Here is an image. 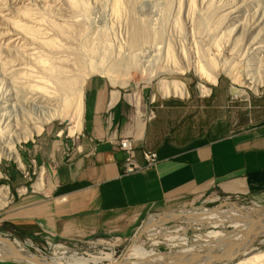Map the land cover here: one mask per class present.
I'll return each mask as SVG.
<instances>
[{"label":"rangeland","instance_id":"374dc122","mask_svg":"<svg viewBox=\"0 0 264 264\" xmlns=\"http://www.w3.org/2000/svg\"><path fill=\"white\" fill-rule=\"evenodd\" d=\"M82 1H85L84 4H81L83 3ZM113 1L77 0V5L80 8L78 6L75 9L73 7L70 8V5L68 6V0H0V112L7 113L6 115L10 116V118L20 117L24 121L26 119L29 121V117L30 119L36 117L39 114L40 103L34 97H38L39 93L32 92L27 87V85L30 86L36 83L39 80L37 77H40V67L39 65L37 66L35 60L40 57L44 60L49 57L57 59L59 55L60 57L62 55V58H65L66 55L69 58L68 61L71 58L74 60L79 57L80 61L83 60V62L86 61L87 63L98 61L102 56L108 61H115L119 56H125L123 58L125 59L128 55L129 57L134 55V60L140 61L139 63L146 67L144 72L133 69L132 77L124 91L128 100L135 101L139 99L141 115L139 116L140 118L136 119H141L142 121L145 119L147 111L151 109L154 112V118L151 119L152 122L168 126V129L174 127L173 129H178L188 136H193L203 129L208 119L213 116L211 112L214 111L212 110L213 106L221 105L223 107L230 102L240 101V99L264 97V83L258 89V92L255 93L251 89L252 83L246 76V71L252 74H259L264 71V0H120V9L118 8L117 14H111ZM85 7L88 12L85 11ZM20 11L29 13L26 21L21 17ZM8 18L21 23L25 22L28 25L31 24L30 26L34 25L42 29V32L44 30L43 33L45 34L43 36H47L50 39L53 38L55 41L54 46L57 48L54 49L53 47L51 49L53 51H51L50 48H45L37 41L35 43V41L21 37L20 34H15V31H12L9 27ZM53 24L58 27L61 26L60 28L63 31L65 30L66 34L63 33L61 35L57 31L54 34ZM142 24L147 34L146 37L144 36L145 38L141 39L145 40L141 41L140 39V42L137 43L138 46H130V44H127L129 43L130 34L135 26ZM146 40L148 41L146 42ZM101 42L102 45H100ZM81 48L82 51H80ZM167 52L170 53L169 56L171 58ZM67 58L65 59L67 60ZM73 60L71 59L70 61L73 62ZM210 60L218 68H221L222 65H224L222 68L231 66L232 68L230 67V69L234 70L235 78L232 79L219 72L217 85L212 86L205 81H200L192 69L178 73L170 72L174 66L175 68L178 66L185 67L187 63L197 61L207 66ZM175 71L177 72V70ZM13 72L17 75L15 76ZM155 72L159 74H157L158 78L153 77L149 83L148 78L151 73L154 75ZM12 74L16 79L12 77ZM30 74L35 75L32 76ZM29 75L30 77L27 79ZM30 78L33 79L30 81ZM162 78L183 82L187 87L188 97L161 96L157 91V82ZM117 79L125 82V79L123 77L120 78V75L117 76ZM235 79L237 82L234 81ZM32 82L33 84H31ZM38 83L37 85H40ZM198 83L204 84L210 89V92L201 94L197 88ZM17 84L18 86L15 87ZM230 87L243 90L246 95H232L229 93ZM131 105V116L135 118L136 109L133 104ZM67 128V121L55 120L45 125L42 133L34 136L32 140L17 144L16 149L24 165L23 169L18 168L12 161L0 160V187H7L9 191V202L0 209V218L17 199L18 195H24L31 191L40 192L31 186L43 169L44 188L50 187V177L54 169V163H49L45 160V146L42 140L47 137L59 139L64 144L67 143L72 149L78 143L75 138L77 134L70 137ZM60 131L61 134H59ZM23 188L25 191H22ZM196 207H199L196 212L201 214H206L215 209L225 210L236 207H262L264 209V199L240 197L238 200L225 201L222 196L210 195L206 196ZM193 212L195 211L188 209L182 213H167L156 219L151 218L147 222L145 219L144 228L140 229L136 234L140 238L139 244L147 251L153 249L154 252H170L174 254L181 252L186 247L205 246L213 243L214 239L204 238L207 232L223 231L228 234L233 231L230 227L222 226H190L174 242L177 245L171 244L162 236L154 238V241L158 244H154L151 239L145 237V232L150 230H178L181 233L180 227H186L187 224L185 216L187 217ZM7 230L8 226L0 221V235L2 238H7L3 234H9L10 237L7 239L10 241L16 239L26 250L45 259L59 256L55 247L63 246L67 249L65 250L67 252L64 255L65 257L71 255L99 256L102 253H110L114 259L120 260L125 257L128 248L131 246V243L128 244L124 241L117 242L113 246V241L108 238L92 239L77 246L72 245V243L50 239V244L47 245L44 239L25 238L14 235ZM182 242L184 244H181ZM25 243L29 247H26ZM213 245H215L213 250L217 251L219 248L217 246L219 245ZM247 251V255L238 254L233 257H226L212 264H237L240 260H247L253 254L264 251V235L252 241ZM0 264L15 263L0 262Z\"/></svg>","mask_w":264,"mask_h":264},{"label":"crops","instance_id":"0c3cea01","mask_svg":"<svg viewBox=\"0 0 264 264\" xmlns=\"http://www.w3.org/2000/svg\"><path fill=\"white\" fill-rule=\"evenodd\" d=\"M126 87L97 75L86 80L78 133L93 143L79 141L65 161L61 140H42L54 163L50 187L18 195L0 218L7 231L65 243L125 240L150 213L187 210L206 196L264 199V97L213 106L203 129L188 136L132 117L138 99L128 100ZM121 137L133 140L140 164L143 149L156 152L158 163L122 174Z\"/></svg>","mask_w":264,"mask_h":264},{"label":"bare ground","instance_id":"6f19581e","mask_svg":"<svg viewBox=\"0 0 264 264\" xmlns=\"http://www.w3.org/2000/svg\"><path fill=\"white\" fill-rule=\"evenodd\" d=\"M68 1H69L68 6L70 5L69 6L70 8L71 7L75 8V7L79 6V5H77V0H68ZM79 2H81V1H79ZM82 2L83 3H81V4H84L85 1H82ZM113 2H114L113 5L111 4V7H112L111 8V11H112L111 14H117L118 10L120 9L119 8V2L121 4V1L120 0H114ZM78 8H80V6ZM82 9H83V7H82ZM92 9H91V11H93ZM72 10H74V9H72ZM86 10H87V8L85 9V11ZM86 12H88V11H86ZM21 14H19V15H21V17L23 19H25V21H26V19L29 17V15H27V14H29V13H27V12L22 13L21 12ZM84 15H86V14H84ZM2 17H4V16H2ZM30 17H31V15H30ZM8 19H6V20H8L9 27L12 31H15L14 32L15 34H20L21 37L23 36L24 38H27L28 40L35 41V43L37 41V42H39V44L45 46V48L46 47H48L47 49L50 48V50L53 47H54V49L57 48L54 46L55 41L53 40V38L50 39L47 36H45V37L43 36V34H45V33H43L44 30L42 32V29L35 27L33 24H32L33 26H30L31 24L28 25L25 22L21 23L20 21H14L12 19L10 20V18H8ZM83 21H84V19H83ZM53 22L55 23L54 20H53ZM55 25L53 24L54 34L56 31L61 33V35L63 33H65L64 32L65 30L63 31L60 28L61 26L58 27ZM137 26H135V28L132 31V33L130 34V36L128 35L130 38H129V43H127V44H130V46L131 45L138 46L137 43L140 42V39L146 37L147 33H146V30L143 28V24L139 25L138 27ZM72 28H73V26H72ZM102 28H104V27H102ZM150 30H151V28H150ZM65 34H64V37H65ZM61 35H60V37H61ZM10 37H12V36H10ZM64 37H63V39H64ZM55 39H57V38H55ZM78 39H80V38H78ZM10 40H11V38H10ZM142 40L143 39H141V41ZM147 41L148 40H146V42ZM79 42H80V40H79ZM141 43H139V44H141ZM24 45H25V43H24ZM100 45H102V42ZM113 46H114V44H113ZM130 46H129V48H130ZM120 47H121V45H120ZM34 48H36V47H34ZM82 48L80 49V51H82ZM13 49H14V47H13ZM59 49L61 50V48H59ZM51 51H53V50H51ZM33 52H34V50H33ZM27 53L29 54V52H27ZM105 53H106V51H105ZM133 54H134V52H133ZM169 54L170 53H168V56H169ZM25 55H27V54H25ZM106 55H108V54H106ZM133 56L129 57V55H128L125 59H123L125 56H122V57L119 56V58H117V59L114 58L115 61L114 60L108 61V60L104 59V57L102 56L100 59L98 57V59H99L98 61L97 60L96 61L90 60L91 62L88 61L89 63H87L86 61L83 62L82 59H81L82 61H80L79 57L78 58L75 57V58H77V59H74L75 61L73 60V58H71L73 60V62L70 61L71 59L68 61L69 58H67L66 55H65V58H67V60L64 57L62 58V55H61V57L59 55V57L57 59L56 58L51 59L49 57V58H47V60H44L39 56L40 58H37V60H35L37 66L39 65V67H40V77L39 76L37 77L39 80H37L36 83H34L35 85L33 84V82L31 83L33 85H30V84H29L30 86L27 85V87H29L28 90H31L32 92H38L39 93L38 97H36V96L34 97V98H37V100L40 103L39 114L36 117H32L31 119L29 117V121L27 119H26V121H24V120H21L20 117L10 118V116L6 115L7 113L0 112V160L5 159L7 161H12L13 163H15L17 165L18 168L23 169L24 165L20 159L19 153L16 149V145L19 144L20 142H27L29 140H32L34 136H37V135L42 133L45 125L51 123L52 121H55V120L67 121L68 122L67 132H68V135L70 137H72L76 133H78L80 131L81 125H82L83 88H84V84H85L86 80L89 77H91L92 75L93 76L98 75V76H101V77L108 79L110 81V83L114 86H122V87L127 86L129 80L132 77L131 73H132L133 69H137L141 72H144L145 68H146L145 65L142 66V64L139 63L140 61L138 62L136 60L137 63H135L136 61L134 60ZM81 62H83V63H81ZM213 63L214 62H211V60H210V63H208L210 66L207 64H206L207 66H205L204 64H201L200 62L197 61V62H193V63H187L185 67L178 66L175 68V66H174L173 69H171V68H169V69H171L170 72H172V73L184 72V71H189L190 69H192L194 71L195 76L200 81H205L206 83L211 84L212 86L217 85L219 72H222L225 76H229L232 79L235 78L236 75L234 74V70L230 69L231 66H229L228 68H222V66H224V65H222L221 68H218V66L216 64H213ZM175 70H177V72ZM13 74H14V72H13ZM13 74H12V77H13ZM27 74H29V72H27ZM157 74H158L157 72H155L154 75L151 73V76L148 78L149 83L151 82V79L153 77L158 78L159 74L158 75ZM30 75H32V74H30ZM30 75L27 76V79H28V77H30ZM34 75L35 74H33L32 76H34ZM118 75H120V78L123 77L125 79V82H121L120 80H118L117 79ZM246 76L248 77V79L252 83L251 89L253 90V92H255V93L258 92V89L264 83V71H263V73H259V74H252L249 71H246ZM33 78L35 79V77H33ZM33 78H30V81ZM14 79H16V77ZM234 81L237 82L236 79ZM38 82H40V83H38ZM37 83L40 85H37ZM157 84H158L157 91L163 97L177 96L180 98H185L188 96V90H187L186 85L179 80H165L164 78H162V79L158 80ZM17 86H18V84L15 87H17ZM197 88L201 94H208L210 92V89L201 83L197 84ZM240 91H241L240 92L241 96L246 95V94H244L243 90H240ZM153 96H155V95H153ZM134 104H135V109H136L135 113L136 114L138 113L139 115H141L140 110H139V99L136 100ZM59 134H61V131L59 132ZM43 170L41 172H39L35 183L31 186L36 191H41L44 189V184H43L44 183V171ZM22 191H25V189L23 188ZM8 202H9L8 188L7 187H0V209L2 207L6 206V204H8ZM183 211L184 210H181V211L176 212V213H182ZM175 218H176V216H175ZM185 221L187 224L185 223L186 227H180V230L182 231L181 233H179L178 230H169V231L164 230V229L159 230V231H155V230L151 231L150 230V231L145 232V234H146L145 237L147 239H151L154 244H158L154 241V238L162 236L166 241H169L171 244L177 245L174 242H176L177 238L181 234H184V232L190 226H194V225H196V226L207 225V226H212V227L222 226V227H230V228H232L231 230H233V231L231 233H228V234H225L223 231L207 232V233H205L204 238H207V239L211 238L212 240L214 239L215 241L213 243H210V244L205 245V246H197V247H191V248L186 247V248H183L181 252L174 253V254L170 253V252L169 253L154 252L153 249L147 251L146 249H144V247L141 244H139L140 238L137 237L134 239L133 243L128 248L127 253L125 254V257L120 259V260L114 259L110 253H102V254H99V256H93V255L91 256L90 255V256L84 257V256L71 255L69 257H65L64 255L67 253L65 250H67V249L63 246H61V247L56 246L55 247V249L58 250L59 256H55V257H52L50 259H45V258L40 257L37 254L31 253L30 251L26 250L25 247L22 246V244L20 242H18L16 239L10 241L7 238H2L0 235V262L1 263H15V264H212L213 262L218 261V260H223L226 257H233V256L238 255V254L247 255L248 254L247 250L249 249L250 244H252V241H254L256 238L260 237L261 235H264V209L262 207H258V208L257 207H252V208L236 207V208L225 209V210L215 209V210H212L206 214H203V213L201 214L199 212H193V214H190L187 217L185 216ZM182 239H184V238H182ZM181 244H184V243L182 242ZM213 244L219 245V246H217V247H219L217 251L213 250V248H215V245H213ZM25 245H26V247H29L26 243H25ZM237 264H264V251H260L258 253L253 254V256L248 257L247 260H245V259L240 260Z\"/></svg>","mask_w":264,"mask_h":264},{"label":"built area","instance_id":"2783aa9c","mask_svg":"<svg viewBox=\"0 0 264 264\" xmlns=\"http://www.w3.org/2000/svg\"><path fill=\"white\" fill-rule=\"evenodd\" d=\"M152 118H154V112H153V110L149 109L145 115V120L150 121ZM75 138L78 142L85 139V140L89 141L90 143H93V140L83 132L78 133ZM116 148L118 151H120L123 154V161L121 164V172L124 175L143 171L145 169H148L150 167L155 166L158 163L156 152L143 149V150H140V152H139L142 159H143V164H140L137 160L138 150L135 147L133 140L129 137H121V138L117 139ZM71 151H72V149L70 148V146L67 143L64 144L62 156L64 157L65 161H68ZM33 192H35V191H33ZM222 198L225 201H230L232 199L238 200L240 197L239 196H222ZM188 209L196 212L199 210V207L187 208V210ZM179 210H185V209H178V210L167 211V212H163V213H150L146 217V222L151 218L156 219V218H159L160 216H164V214L176 213ZM145 224L146 223H144V221H143L140 224V226L136 229L134 234L129 239H125V240H120V239H116V238H108V239H111L113 241V246L115 243L123 242V241L127 242L128 244H130V243L132 244L134 239L137 237L136 236L137 232L140 229L144 228ZM141 232H142V230H141ZM3 236H5L7 238L10 237L9 234H3ZM49 240H50V238H46V239H44V242L47 245H49L50 244ZM84 242H88V241H84ZM84 242H75V243H72V245L77 246L78 244H81Z\"/></svg>","mask_w":264,"mask_h":264},{"label":"water","instance_id":"95a60500","mask_svg":"<svg viewBox=\"0 0 264 264\" xmlns=\"http://www.w3.org/2000/svg\"><path fill=\"white\" fill-rule=\"evenodd\" d=\"M240 92L241 91L236 87H230V89H229V93L232 95H238V94H240Z\"/></svg>","mask_w":264,"mask_h":264}]
</instances>
